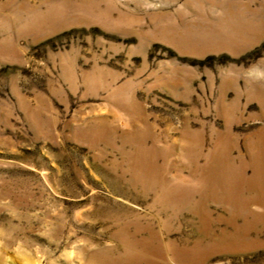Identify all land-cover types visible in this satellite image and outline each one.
Masks as SVG:
<instances>
[{"label": "rangeland", "instance_id": "obj_1", "mask_svg": "<svg viewBox=\"0 0 264 264\" xmlns=\"http://www.w3.org/2000/svg\"><path fill=\"white\" fill-rule=\"evenodd\" d=\"M222 165L264 181V0H0V264H264L140 182Z\"/></svg>", "mask_w": 264, "mask_h": 264}, {"label": "bare ground", "instance_id": "obj_2", "mask_svg": "<svg viewBox=\"0 0 264 264\" xmlns=\"http://www.w3.org/2000/svg\"><path fill=\"white\" fill-rule=\"evenodd\" d=\"M221 167L223 168L221 170L223 171V179L221 180L220 185L212 183L210 180H208L209 176H206L207 173L206 175L202 173L193 174L194 179H196L199 184L198 189H177L172 184L171 179L164 181L162 176L159 175V173L162 172H147L143 175H140V182L142 184H147L148 187H150L152 184H158L155 187L156 192H158L156 201L161 204L160 209L164 211L168 209L176 210L179 207H184L191 202L190 196L199 192L201 199L195 204L199 211L204 215L205 221L207 223H210V213L206 209L205 198L212 196L214 199L221 201L225 207V210L228 211V214L225 216V221L229 226L234 228V232L231 235H229L227 230H221L219 233L222 243L226 245L231 242L239 241L245 233H247L256 225L261 227L264 226V181H262V179L259 181L257 171L254 172L250 178H246L242 171L240 172L241 175L239 177L237 175V177L234 178L232 177V174H234L233 168L226 165H222ZM199 170L203 171L204 169L199 167ZM191 178L192 177L189 179ZM241 178L242 182L239 184ZM244 183L248 185V188L253 190V192L251 191L252 193H242L241 187ZM143 187L146 188V186ZM209 187H211L213 190L208 189ZM258 189L261 191V193H259ZM176 191H179V193L175 194ZM253 203L262 205L263 212L257 213L254 211L251 208V204ZM195 204L192 206H195ZM237 245L238 244H235V246Z\"/></svg>", "mask_w": 264, "mask_h": 264}]
</instances>
